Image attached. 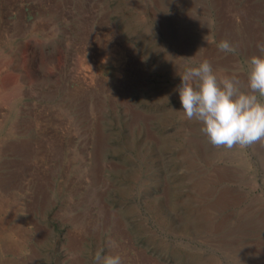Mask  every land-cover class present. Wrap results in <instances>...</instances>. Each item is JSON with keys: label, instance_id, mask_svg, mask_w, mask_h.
<instances>
[{"label": "rangeland", "instance_id": "374dc122", "mask_svg": "<svg viewBox=\"0 0 264 264\" xmlns=\"http://www.w3.org/2000/svg\"><path fill=\"white\" fill-rule=\"evenodd\" d=\"M258 42L264 0H0V264H264V140L173 91L203 60L250 90Z\"/></svg>", "mask_w": 264, "mask_h": 264}, {"label": "clouds", "instance_id": "9594fccd", "mask_svg": "<svg viewBox=\"0 0 264 264\" xmlns=\"http://www.w3.org/2000/svg\"><path fill=\"white\" fill-rule=\"evenodd\" d=\"M219 48L231 51L228 41ZM260 55L248 61V91L242 90L234 77H218L209 61L186 66L180 83L173 89L178 93L180 110L188 120L200 124L210 144L231 148L264 140V42H258ZM109 241V247H115ZM95 253V264H122L119 254Z\"/></svg>", "mask_w": 264, "mask_h": 264}, {"label": "bare ground", "instance_id": "6f19581e", "mask_svg": "<svg viewBox=\"0 0 264 264\" xmlns=\"http://www.w3.org/2000/svg\"><path fill=\"white\" fill-rule=\"evenodd\" d=\"M220 2V1H219ZM224 4V3H223ZM250 4V3H249ZM244 6V5H243ZM247 6V5H246ZM229 9V8H228ZM222 11H223V9H222ZM234 13V12H233ZM253 18V17H252ZM224 20H226V19H224ZM226 22V21H225ZM225 22H223V23H225ZM222 23V22H221ZM226 26H227V24H226ZM21 161V160H20ZM34 171V170H33ZM20 173V172H19ZM23 175V174H22ZM220 177V176H219ZM38 179V178H37ZM144 261V260H143Z\"/></svg>", "mask_w": 264, "mask_h": 264}]
</instances>
